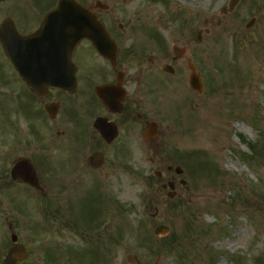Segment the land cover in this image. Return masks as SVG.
<instances>
[{"label": "rangeland", "instance_id": "374dc122", "mask_svg": "<svg viewBox=\"0 0 264 264\" xmlns=\"http://www.w3.org/2000/svg\"><path fill=\"white\" fill-rule=\"evenodd\" d=\"M227 2H106L122 14L117 22L132 12L155 17L162 47L180 46L186 37L202 93L190 89L186 79L162 82L159 98H152L157 113L149 116L158 126L153 148L162 159L146 160L155 154L135 130L130 156L139 160H107L113 163L108 199L99 183L90 189L82 183L79 191L78 163L68 157L69 143L63 150L49 146L50 160H37L43 149L37 145L43 137L40 118L33 122L36 146L16 152L35 159L30 161L43 194L8 183L13 160L2 157L13 149L3 129L0 264L12 232L27 252L21 264H264V0H239L231 12L221 13ZM169 51L172 55V46ZM5 60L0 49V63ZM8 90L0 101L3 113ZM61 154L66 160H57ZM176 167L182 170L179 176ZM156 170L162 173L158 180ZM168 180L175 183L172 200L156 190ZM63 193L64 209L59 207ZM158 225L168 227V234L155 236ZM234 238L228 248L226 241Z\"/></svg>", "mask_w": 264, "mask_h": 264}, {"label": "flooded vegetation", "instance_id": "af4514ba", "mask_svg": "<svg viewBox=\"0 0 264 264\" xmlns=\"http://www.w3.org/2000/svg\"><path fill=\"white\" fill-rule=\"evenodd\" d=\"M72 1L84 7L103 27L106 34V39L102 38L103 52H98L90 40L82 39L71 55L68 70L53 67L57 62L48 59L5 60L0 63V101L3 90L9 89L6 92L9 95L7 111L3 113L0 109V132L3 129L9 131L13 149L2 158L13 160L12 165L35 160L16 150H33L36 136L33 122L40 118L43 137L41 144L37 145L43 149L37 160H50L45 152L49 146L55 145V148L61 147L63 150L69 143L72 152L68 153V157L78 163L76 178L78 176L79 191L82 183L87 189L99 183L107 191L108 199L106 188L113 182V163L107 160H139L130 156V148L137 144L136 137L132 136L135 130L139 131L142 143L155 154V159L147 157L146 160L162 159V155L153 148L156 136H146L149 124L154 122L149 118L150 112L153 115L157 113V105L152 98H159L162 82H171L175 77L188 80L190 69L187 60L191 58L186 50L189 44L184 37L180 46L170 42L172 44L167 43L162 47L155 17L146 13L132 12L121 23L117 21L122 18V14L113 12L106 3L108 0ZM132 1L126 0L125 3ZM59 2L0 0V36L14 40L17 36L36 34L46 16ZM110 3L114 4L112 1ZM169 46H172V50L176 47L172 55ZM2 48L0 40V49L3 51ZM19 64L25 68L19 70ZM56 75L59 76L58 80L70 82L71 86L60 88L48 85L34 91L28 85L29 81L39 85L54 82L57 80ZM2 104L5 105V101ZM10 108L15 112L12 117L8 111ZM2 140L3 135L0 134V142ZM62 154L57 160H66L62 159ZM87 160L104 162L99 167H92ZM36 174L39 179L37 170ZM2 175L5 176V173ZM8 183H20L40 194L44 191L35 190L18 179L10 178ZM162 185L160 183L156 188L159 194L167 192ZM92 193L86 194L92 196ZM59 207H66L64 193L59 199Z\"/></svg>", "mask_w": 264, "mask_h": 264}, {"label": "water", "instance_id": "95a60500", "mask_svg": "<svg viewBox=\"0 0 264 264\" xmlns=\"http://www.w3.org/2000/svg\"><path fill=\"white\" fill-rule=\"evenodd\" d=\"M237 1L238 0H230L228 7L222 8V11L227 10L226 8H228L227 11L232 10ZM68 3L69 1H66L65 3L64 1H62L57 11L53 13V17H51L49 20V25L55 22L52 21V19H56V21L59 19L60 21H57L59 27H57L58 30L54 31V36H52L51 34L48 36L50 40L48 46L50 58L52 59L53 57H55L63 60L66 67L68 66L67 61L69 60L72 50L81 38L90 39L97 50L102 52L103 43L100 38L104 37L102 27L94 18L90 17L89 14L78 5H73L71 3V5H69ZM61 15L62 18H60ZM1 38L4 39L3 37ZM3 41L5 53L12 61L18 62L20 60L21 52L15 50V48L13 49L10 45V41H7L6 39H4ZM29 53L30 52H25L24 55L28 58V56L30 55ZM18 68L22 69V65L19 64ZM190 84L199 92L201 91L199 79L194 73L190 76ZM30 85L34 88L38 87L33 83H30ZM52 85L64 86V84L62 85V83H55ZM149 130L150 133L154 134L156 131L155 124H152ZM97 161H100L101 163V160H88V162L93 165H96ZM175 172L179 174L181 173V169L176 168ZM157 175L159 176L160 174L157 173ZM11 176L13 179L22 178L30 185L37 188L39 187L33 167L26 161L16 164L11 170ZM181 183L184 182L181 181ZM168 186L171 188V190H173L174 185L172 182H169ZM174 196V191H170L167 193L168 198H173ZM167 232L168 228L163 225H159L154 229V234L157 236H164L167 234ZM11 240L14 242V244L9 249L7 255L3 259L2 264H19V262L27 256L24 246L19 243H15L17 237L14 234L11 235ZM154 264H157V262L155 261Z\"/></svg>", "mask_w": 264, "mask_h": 264}, {"label": "bare ground", "instance_id": "6f19581e", "mask_svg": "<svg viewBox=\"0 0 264 264\" xmlns=\"http://www.w3.org/2000/svg\"><path fill=\"white\" fill-rule=\"evenodd\" d=\"M208 0H204V3H206ZM204 133V138H205V136H206V132H203ZM223 139V138H222ZM222 139L220 138V140L222 141ZM220 141V142H221ZM208 146V145H207ZM240 230L242 231V234L243 235H245L246 237H248L247 236V229L245 228V227H240ZM233 236L235 235V234H232ZM236 238H234V240L233 241H226V246L228 247V248H232L233 247V245H235V242H236ZM220 263H224V261H222V262H220ZM219 263V264H220Z\"/></svg>", "mask_w": 264, "mask_h": 264}]
</instances>
